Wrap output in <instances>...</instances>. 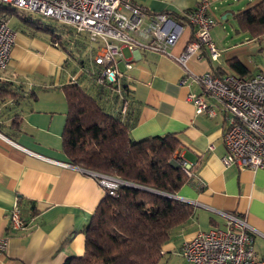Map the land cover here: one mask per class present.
Here are the masks:
<instances>
[{
	"label": "crops",
	"instance_id": "1",
	"mask_svg": "<svg viewBox=\"0 0 264 264\" xmlns=\"http://www.w3.org/2000/svg\"><path fill=\"white\" fill-rule=\"evenodd\" d=\"M132 1L150 12L169 11L183 20V13L199 0ZM228 1L210 0L217 22L257 0H246L237 9L229 8ZM217 6L222 7L220 15ZM14 31L8 63L0 70V85L15 91L0 98V236L8 237L0 264H62L68 256L84 253L87 222L106 192L87 170L68 163L61 148L67 110L62 86L71 82L84 86L111 113L120 111L125 96L122 115L134 121L130 136L173 133L178 139L174 155L193 165L194 176L175 194L191 203L193 212L163 243L160 264H190L180 254L182 243L198 231L224 229L227 214L245 219L254 231L256 256L264 257V169L221 163L225 114L211 96L206 101L214 115L195 111L187 97L201 93L202 87L191 79L181 84L182 71L172 59L123 46L117 67L122 71L126 60L131 62L129 76L120 75L116 84L97 91L98 65L92 58L98 44L89 42V55L82 59L78 46L70 47L68 55L47 33L29 30L24 22ZM192 37V29L185 27L172 52L178 53ZM135 38L144 40L140 35ZM220 50L225 52V46ZM218 58L212 60L205 53L188 63L195 72L224 75ZM15 201L27 225L12 231L8 216Z\"/></svg>",
	"mask_w": 264,
	"mask_h": 264
},
{
	"label": "built area",
	"instance_id": "2",
	"mask_svg": "<svg viewBox=\"0 0 264 264\" xmlns=\"http://www.w3.org/2000/svg\"><path fill=\"white\" fill-rule=\"evenodd\" d=\"M2 5L56 19L70 25L75 35L85 32L90 43L98 44L92 61L100 68L99 83L113 85L120 75L129 76L131 62L126 60L122 71L117 67L123 46L131 51L139 47L168 56L182 71L181 84L191 79L202 87L201 93L192 92L187 97L193 102L195 111L214 115V109L206 101V96H211L225 114V152L221 163L264 169V74L246 77L218 75L211 70L195 72L188 63L191 57L201 59L205 53L212 60L219 56L210 34L217 22L210 0H199L195 7L183 13V20L169 11L150 12L132 0H0V7ZM8 20L0 9V70L8 63L15 39L14 28L9 26ZM187 26L192 29L193 37L178 53H173L172 48ZM135 35L144 40H138ZM177 163L188 178L194 176L192 163L182 158ZM87 172L110 195H114L121 184L128 183L112 175ZM8 219L10 230L26 228L17 201L11 206ZM253 233L244 218L227 214L224 229L196 232L182 243L180 254L190 264H264V257L258 258L253 248ZM7 244L8 237L0 236V251Z\"/></svg>",
	"mask_w": 264,
	"mask_h": 264
},
{
	"label": "trees",
	"instance_id": "3",
	"mask_svg": "<svg viewBox=\"0 0 264 264\" xmlns=\"http://www.w3.org/2000/svg\"><path fill=\"white\" fill-rule=\"evenodd\" d=\"M0 9L7 12L6 16L20 10L8 5ZM23 11L24 16L17 15L26 28L48 31L51 41L68 55L72 54L70 47L81 49L89 44L85 32L75 36L65 23L61 30L50 25L43 28L39 17L33 19L31 12ZM233 17L251 38L264 36V0L239 9ZM230 64L240 75L247 71L239 60ZM99 70L95 73L97 91L110 85L97 81ZM62 89L67 110L61 148L68 163L128 182L114 195L105 193L87 222L84 253L68 256L62 264H160L163 243L193 212L191 203L175 197L189 179L176 164L178 139L173 133L133 139L129 130L134 121L122 115L125 96L120 100V111L111 113L78 82L67 83ZM14 93L13 88L0 85V98Z\"/></svg>",
	"mask_w": 264,
	"mask_h": 264
},
{
	"label": "rangeland",
	"instance_id": "4",
	"mask_svg": "<svg viewBox=\"0 0 264 264\" xmlns=\"http://www.w3.org/2000/svg\"><path fill=\"white\" fill-rule=\"evenodd\" d=\"M245 2L246 0H229L227 6L231 9H237L244 5ZM214 9L215 12L220 15L222 7L217 6V8ZM4 13L7 12L4 11ZM17 14L24 16L25 12L23 10H19L18 12H8L7 14V17L9 18L8 24L12 28H17L22 22ZM30 15L33 19H37L39 17V26L43 28H50L52 26V28L55 30H61L60 26L62 22L56 19L43 17L35 12H31ZM219 21L220 22H217L212 27L213 29L211 28L212 30L210 31V34L216 48L219 51L220 56L218 61L223 72L226 74L240 75L230 64V62L233 60H239L247 68L246 73L241 75L248 77L250 74L255 73L264 74V36H260L259 38H251L246 31H243L239 28L235 18L231 13L227 15L226 19L221 20L219 18ZM40 31L42 33H47V35L49 34V32L46 30ZM247 37L251 39H247ZM224 46L226 51L221 52L220 49ZM78 53L82 59L86 58L89 55L88 46L81 48ZM177 162L178 161H176V164H178Z\"/></svg>",
	"mask_w": 264,
	"mask_h": 264
}]
</instances>
